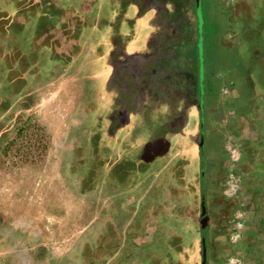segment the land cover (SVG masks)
<instances>
[{"label":"flooded vegetation","instance_id":"flooded-vegetation-1","mask_svg":"<svg viewBox=\"0 0 264 264\" xmlns=\"http://www.w3.org/2000/svg\"><path fill=\"white\" fill-rule=\"evenodd\" d=\"M251 1L252 9L249 0H0V57L14 77L11 86L23 90L37 79L85 71L88 95L94 94L85 106L91 113L85 151L89 161L96 159L98 175L123 194L144 179H161V207L128 200L141 220L130 235L134 248L165 232L159 220L171 203L190 202L198 238L189 242V253L178 246L161 264H211L232 253L227 213L254 184L257 105L264 102V0ZM206 21L218 48L214 64L227 65L208 76ZM193 34L197 57L189 65L179 49ZM87 171L91 179L95 170ZM108 232L106 224L98 232L102 264L115 260ZM166 236L175 238L168 230ZM118 257L117 264L124 260Z\"/></svg>","mask_w":264,"mask_h":264},{"label":"rangeland","instance_id":"rangeland-1","mask_svg":"<svg viewBox=\"0 0 264 264\" xmlns=\"http://www.w3.org/2000/svg\"><path fill=\"white\" fill-rule=\"evenodd\" d=\"M204 10L205 6H203V12L205 13ZM169 29L170 26H167L162 34L168 36L170 34ZM203 29V54L205 71L208 76L209 73H212L214 69L224 63L223 61H220V63L218 61L214 64L218 48L215 49L212 44L210 39L211 28L207 21ZM196 48L197 43L193 34L189 43L183 44L182 49L181 47L179 49V52H183L186 58H190L189 61L187 60L189 65L197 57ZM231 60L233 65L236 59L232 57ZM184 65L185 63L181 62V66L183 67ZM0 68L6 69L4 60L1 57ZM218 74L221 77H225V72H219ZM211 79L212 77H209V81ZM88 93V82H85V71L82 70H80V73L72 70L66 74L59 73L46 77V79H37L30 87L16 92L0 90V116L8 110L6 112V115H8L7 121L3 120L5 122H0V169L5 171L4 173L6 174L10 173L13 175V172L22 165H38L47 162L48 159L58 164V167L61 166L64 170L61 173L62 179L72 185L70 190L73 191L74 196V264L103 263L97 238L100 227L104 224L111 231L108 232L112 244L110 247L116 248L109 254L112 257L115 255V260H111L109 264H117L118 255L123 256L124 260L126 259L125 261L120 260L119 264H161L168 255L174 256V249H177L178 246L187 249L189 253V242L198 238V227L192 215L187 212L190 205L187 200H184L182 204H177L178 206L175 203H171L169 205L170 213H166L165 216H162V220H159V223L164 225L165 232L163 234L165 236L161 232L155 231L152 235L151 244L138 245L136 249L130 241V235L133 234L132 230L138 227V223L141 224V220L132 212L134 205L130 204L128 200L134 198L138 204L144 201L149 206L161 207L162 190L158 186L161 179L157 175L150 179H144L142 181L143 185L141 184L132 193L123 194L117 189V202L115 204H111L110 201H112V195H114L116 188H106L108 193L106 192L105 218L91 224L92 227L88 232L89 234L87 233L84 238L85 250L78 252L82 246L77 235V228L80 227L79 220L82 216L81 211L84 208L81 201L85 199L89 203L85 204V207L96 213L99 186L110 185L108 181L98 175L96 159L93 162L92 160L89 161L90 157L88 154L86 155L85 151L86 135L91 126V113H88V109L85 106L91 98H94V94L89 96ZM1 102L5 103L1 104ZM46 153H50L52 157L46 155ZM205 154L207 176L211 164L208 146H206ZM67 169L70 171L66 172ZM87 169L95 170L91 179L90 177L88 178L89 171ZM113 174L119 176L118 171ZM147 185L150 186L148 188V197L134 194ZM178 207L181 208L178 210ZM178 223H183L187 226L184 236L177 230L179 228L177 227ZM167 230L170 236L174 234L173 237L175 238L167 239ZM146 252H153L154 254L147 258ZM191 252L192 254L194 253V251ZM82 258H84L85 262L80 261L78 263Z\"/></svg>","mask_w":264,"mask_h":264},{"label":"crops","instance_id":"crops-1","mask_svg":"<svg viewBox=\"0 0 264 264\" xmlns=\"http://www.w3.org/2000/svg\"><path fill=\"white\" fill-rule=\"evenodd\" d=\"M252 7L253 3L249 0V8ZM224 44H230L229 37ZM13 78L0 68V90L19 91L11 86L15 84ZM257 109V158L251 172L254 184L248 185V191L237 197L227 213L226 243L232 247V253L217 256L211 264H264V102H260ZM6 112L8 110L0 116V122L7 121ZM226 148L232 156L235 154L229 142ZM46 155L52 157L50 153ZM48 161L38 165H22L13 175L0 169V264H74L72 185L62 179L64 170L61 166ZM235 176L231 174L229 177L230 184H234ZM149 187H142L134 194L148 197ZM106 188L115 189L112 185L99 186L96 213L85 207V204H89L85 199L81 201L84 208L77 235L82 246L78 252L85 250L84 238L91 224L105 218ZM117 192L115 189L111 204L117 202ZM217 198L212 197L211 206ZM182 224L178 223L177 230L184 236L187 226ZM153 254L146 252V257L150 258ZM80 261L85 262L84 258L78 263Z\"/></svg>","mask_w":264,"mask_h":264},{"label":"water","instance_id":"water-1","mask_svg":"<svg viewBox=\"0 0 264 264\" xmlns=\"http://www.w3.org/2000/svg\"><path fill=\"white\" fill-rule=\"evenodd\" d=\"M198 33H199V38H198V51H199V59H200V64L202 61V35H201V27H202V18L200 17V15L198 16ZM201 70V67H200ZM205 223H203L204 226Z\"/></svg>","mask_w":264,"mask_h":264}]
</instances>
